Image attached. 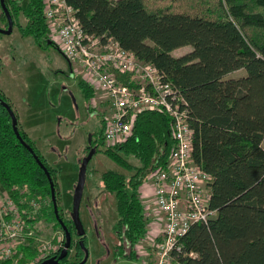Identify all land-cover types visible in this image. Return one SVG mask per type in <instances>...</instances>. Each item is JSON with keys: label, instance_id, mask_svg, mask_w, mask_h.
I'll return each instance as SVG.
<instances>
[{"label": "trees", "instance_id": "16d2710c", "mask_svg": "<svg viewBox=\"0 0 264 264\" xmlns=\"http://www.w3.org/2000/svg\"><path fill=\"white\" fill-rule=\"evenodd\" d=\"M67 1L88 34L112 37L140 60L155 65L187 102L194 133L193 159L211 175L210 207L217 215L207 225L191 226L183 239L188 254L180 260L185 264H264V0ZM6 3L14 25L16 15L23 16L27 23L23 31L41 47L50 44L42 40L48 32L43 0ZM186 46L192 49L174 55ZM116 75L125 83L130 81V74ZM81 87L92 98L95 88L87 82ZM0 97L7 101L2 93ZM18 129L57 187L58 170L49 166L19 122ZM94 136L99 151L104 145V126ZM174 146L171 117L164 110L148 109L137 114L124 142L106 149L130 173L109 169L101 175L104 190L116 200L113 233L131 246L130 253L123 245L116 250L129 260L127 264H136L130 262L137 257L134 247L147 230L138 189L150 173L167 164ZM0 186L22 207L32 200L41 202L35 218L29 220L45 219L63 230L54 211L49 179L17 138L12 117L1 103ZM59 214L73 234L72 217L63 218L60 208ZM21 250L36 254L29 246ZM79 256L74 261L65 259L76 264L82 260ZM12 261L0 260V264ZM17 263L25 264V257Z\"/></svg>", "mask_w": 264, "mask_h": 264}, {"label": "built area", "instance_id": "2783aa9c", "mask_svg": "<svg viewBox=\"0 0 264 264\" xmlns=\"http://www.w3.org/2000/svg\"><path fill=\"white\" fill-rule=\"evenodd\" d=\"M43 3L48 41L60 49L72 68L79 65L85 82L105 94L110 115L105 142L109 146L118 145L130 136L137 114L144 110H164L171 117L175 146L167 164L151 174L154 206L161 215V224L156 226L158 231H148V240L154 244L142 249L147 251L142 264H185L180 257L188 254L183 239L191 226L207 225L217 215V210L210 207L211 175L193 159L194 133L188 122L186 100L164 80L155 65L140 60L112 37L88 34L76 9L67 0H43ZM118 72L130 74V81L118 79ZM40 205L41 202L32 200L22 207L9 196L5 197L0 204V260L17 263L22 247L32 241H42L35 246L40 254L38 259L64 247L62 239L40 234L38 222L29 220L35 218ZM118 242L117 245H123L124 251L130 253L127 242L122 239ZM136 247L137 244L134 251L138 257Z\"/></svg>", "mask_w": 264, "mask_h": 264}, {"label": "rangeland", "instance_id": "374dc122", "mask_svg": "<svg viewBox=\"0 0 264 264\" xmlns=\"http://www.w3.org/2000/svg\"><path fill=\"white\" fill-rule=\"evenodd\" d=\"M15 22L11 34L0 33V93L8 104L11 103L16 114L20 115L19 126L22 127L21 122L26 127L39 153L49 166L58 170L56 193L58 207L64 213L63 218H69L72 212L79 162L89 154L90 147L97 149L93 143L94 134L104 126V145L100 146L99 151L97 149L88 165L80 205L85 240L79 241V245L87 258L85 264H127L129 260L125 255H117L114 251V246L119 243L112 230L117 219L116 200L113 194L104 190L101 181V175L109 169L119 170L128 176L130 174L106 154V149L112 146L105 142L106 122L110 116L104 102L105 94L95 86L92 98L88 99L81 87L86 78L79 65L76 64L71 71L69 61L58 47L53 44L41 47L32 35L23 31L27 25L23 16L16 15ZM0 28H8L1 5ZM42 40L47 41V35ZM190 49L192 46L177 49L174 55L180 56ZM103 118L106 120L104 123ZM89 135H92L91 145ZM151 182L150 173L144 185L138 189L139 197H145ZM143 187H146L144 194L141 191ZM6 196L4 189L0 204ZM149 200L143 198L152 228L147 226L146 236L135 248L138 257L130 262L137 264H142L146 259L147 251L142 249L154 244L148 240V231H158L156 226L161 224V215L157 214L153 202L147 204ZM37 225L40 234H46L47 238L61 240L63 237V230L53 227L52 222L40 219ZM78 238L76 235L75 240L78 241ZM40 242L32 241L29 245L36 254L22 251L20 257H25V264H35L40 259L35 247ZM76 254L77 248H74L70 257L74 258Z\"/></svg>", "mask_w": 264, "mask_h": 264}, {"label": "water", "instance_id": "95a60500", "mask_svg": "<svg viewBox=\"0 0 264 264\" xmlns=\"http://www.w3.org/2000/svg\"><path fill=\"white\" fill-rule=\"evenodd\" d=\"M0 5H1V8H2L6 18H7V22H8V28H6V29L0 28V33L9 35L13 32V29H14V19L12 17V14L10 12L9 7L7 6L6 0H0ZM50 44H51V42H50ZM0 103L4 107L7 108V110L9 111V113L12 117L13 128H14V132H15L17 138L20 140V142L24 146H26L29 149V151L34 155V158L36 159L38 164L45 171V173L49 179L50 186H51V199H52L53 204H54V211L56 214V218L59 221V223H60V225L63 228L64 233H65V238H66L65 247L61 251V254L58 256V258L52 257L50 259L43 261L40 264H64L61 262V260H63L68 255V252H69V249H70L71 243H72V236H71V233H70L67 225L65 224L64 220L60 218L59 207H58V202H57V193H56V187H55L54 180H53L52 175H51L49 169L47 168V166L41 161L39 156L35 153V150L22 137V135L18 129V118H17L13 108L11 107V105L8 104L1 97H0ZM89 140H90L89 143L91 144L92 143V135H89ZM95 153H96V149L92 147L90 149L89 154L81 160L80 168H79V174H78V181H77V183L75 185V189H74L73 206H72L71 216H72V220L75 224L77 234L79 236H84V234H85V230H84V227H83L81 219H80V205H81V201H82V197H83V192L85 189L88 165H89V162L91 161V159L93 158ZM86 261H87V258L85 256L83 258V260H81L80 262H78L76 264H85Z\"/></svg>", "mask_w": 264, "mask_h": 264}, {"label": "flooded vegetation", "instance_id": "af4514ba", "mask_svg": "<svg viewBox=\"0 0 264 264\" xmlns=\"http://www.w3.org/2000/svg\"><path fill=\"white\" fill-rule=\"evenodd\" d=\"M71 71H73V68L71 67ZM92 144V143H91ZM90 143H89V145H91ZM92 148V147H91ZM90 148V149H91ZM81 162V161H80ZM80 162H79V164H80ZM80 168V167H79ZM69 216L70 217H72L71 216V212L69 213ZM66 219H68V218H66ZM74 226H75V224H74ZM74 232H73V234H71V236H72V243H71V247H70V249H69V252H68V255L66 256L67 257V259H69V261L71 260V261H74L73 259L74 258H76V256H77V254H80L81 255V258L80 257H78V258H80V259H82L83 260V258L85 257V255L83 254V250H82V248L80 247V245H79V241H81L82 239L83 240H85V237L84 236H79L78 234H77V230H76V227H75V229L74 228H71ZM71 233V232H70ZM62 235H63V237L61 238L62 239V242H63V244H64V247H65V243H66V238H65V233L62 231ZM76 235H78V241H76L75 240V236ZM77 245L80 247L78 250H77V254L75 255V257L74 258H72V257H70V254H71V251L75 248H77ZM116 246V247H115ZM114 246V251H115V253H116V250H117V248L118 247H120L119 245H115ZM63 247V248H64ZM63 250V249H62ZM58 253H56V254H54V255H52L51 257H57L58 258V256H56ZM61 254V253H60ZM48 256H46V257H43V258H41V259H39L35 264H40V263H42L43 261H45V260H47V259H50L51 257H49V258H47ZM65 257V258H66ZM64 258V259H65ZM61 260V262L62 263H64V264H69V263H67L66 262V260L67 259H65V260Z\"/></svg>", "mask_w": 264, "mask_h": 264}, {"label": "crops", "instance_id": "0c3cea01", "mask_svg": "<svg viewBox=\"0 0 264 264\" xmlns=\"http://www.w3.org/2000/svg\"><path fill=\"white\" fill-rule=\"evenodd\" d=\"M18 115V118H19V120L21 119L20 118V115L19 114H17ZM20 125L22 126L21 128L29 135V137H30V134H29V132H28V130L26 129V127L20 122ZM144 185V184H143ZM142 185V186H143ZM141 186V187H142ZM140 187V188H141ZM148 188H149V191L148 192H150V194H148V192L146 191V195H144L145 197H143L142 196V201H143V198H148V199H150L148 202H147V204H150V203H154V187H153V183L151 182V184L149 185V186H147ZM144 190H146V187H143V189L141 190L142 191V193L144 194ZM3 193H4V188L3 187H1L0 186V200L2 199V196H3ZM142 193H141V195H142ZM150 202V203H149ZM143 203H144V205H146L145 204V202L143 201ZM150 215H148L147 214V225H148V227L150 228H152V224L150 223L149 224V221H150V217H149ZM149 231H151V230H149Z\"/></svg>", "mask_w": 264, "mask_h": 264}]
</instances>
